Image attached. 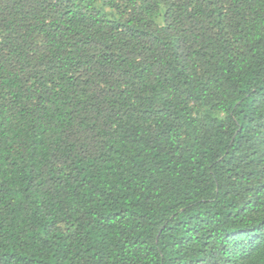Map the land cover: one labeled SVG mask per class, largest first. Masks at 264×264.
Masks as SVG:
<instances>
[{"label":"trees","instance_id":"16d2710c","mask_svg":"<svg viewBox=\"0 0 264 264\" xmlns=\"http://www.w3.org/2000/svg\"><path fill=\"white\" fill-rule=\"evenodd\" d=\"M0 264H264V0H0Z\"/></svg>","mask_w":264,"mask_h":264}]
</instances>
